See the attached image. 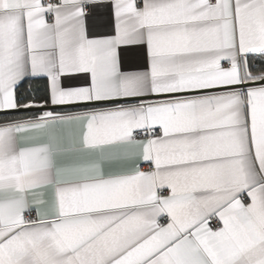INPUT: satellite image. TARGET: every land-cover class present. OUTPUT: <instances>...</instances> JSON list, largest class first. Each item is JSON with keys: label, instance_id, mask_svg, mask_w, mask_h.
I'll use <instances>...</instances> for the list:
<instances>
[{"label": "snow or ice", "instance_id": "obj_1", "mask_svg": "<svg viewBox=\"0 0 264 264\" xmlns=\"http://www.w3.org/2000/svg\"><path fill=\"white\" fill-rule=\"evenodd\" d=\"M0 264H264V0H0Z\"/></svg>", "mask_w": 264, "mask_h": 264}]
</instances>
